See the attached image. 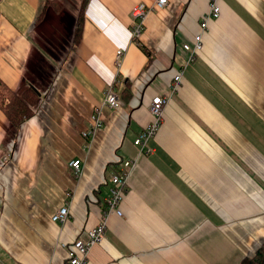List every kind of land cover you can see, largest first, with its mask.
<instances>
[{"label":"crops","instance_id":"0c3cea01","mask_svg":"<svg viewBox=\"0 0 264 264\" xmlns=\"http://www.w3.org/2000/svg\"><path fill=\"white\" fill-rule=\"evenodd\" d=\"M0 0V79L37 92L19 127L0 108V264H67L105 210L109 177L130 170L120 208L87 264H241L264 240V0H168L131 38L132 8L155 0H87L80 42L70 47L79 0ZM123 54L115 64L116 50ZM182 71L172 90L173 76ZM117 80V81H116ZM115 81L122 104L93 107ZM166 99L146 149L134 144ZM79 159L74 176L69 163ZM68 205L65 222L51 219Z\"/></svg>","mask_w":264,"mask_h":264},{"label":"built area","instance_id":"2783aa9c","mask_svg":"<svg viewBox=\"0 0 264 264\" xmlns=\"http://www.w3.org/2000/svg\"><path fill=\"white\" fill-rule=\"evenodd\" d=\"M168 4V0H155L154 5L148 7L145 3H139L135 5L130 13L131 19V38L137 41L144 29V20L148 12L156 7H164ZM220 15V5L219 0H209L208 9L202 16L199 22L200 33L194 37V44L190 47L188 44L184 45V48L190 50L189 61H191L198 51L202 48V32L208 28V24L211 20L217 19ZM72 46V36H71ZM73 47V46H72ZM123 52L121 49L116 50L115 64H120V59ZM182 80V71H178L174 76L171 83L172 90H175ZM117 81V80H116ZM166 99L159 95L154 96L149 105V111L152 115V121L139 133L137 138L134 140V144L140 146V148L146 149L147 152L149 148L147 147V142L152 138L162 123V117L164 112V105ZM122 104L117 91L115 90V81L110 84L102 98L97 104L94 105L91 114L90 127L81 132V136L85 140H92L96 132L102 127V113L104 108H117ZM70 167L73 169V174L79 177L82 172V164L79 159L70 161ZM135 162L127 159L122 161V166L119 170L114 172L109 177V195L106 200L105 210L100 215L99 222L88 231V237L86 240L78 239L73 242V244L67 248V264H87V255L89 250L96 244L100 243L104 238L105 228L108 216L112 213L121 216L122 210L120 208L121 202L123 200L124 193L126 191L127 179L130 170L134 167ZM69 216L68 205H63L59 207L55 213L52 215L51 219L55 222H65Z\"/></svg>","mask_w":264,"mask_h":264},{"label":"trees","instance_id":"16d2710c","mask_svg":"<svg viewBox=\"0 0 264 264\" xmlns=\"http://www.w3.org/2000/svg\"><path fill=\"white\" fill-rule=\"evenodd\" d=\"M86 3L87 0H81L78 7L72 33L73 47L80 42ZM47 4L46 0L42 2L34 24H39L42 21ZM37 98V92L32 88L28 87L22 94L18 95L0 79V108L9 119L11 126H21L24 120L32 115ZM241 264H264V240L252 256L242 258Z\"/></svg>","mask_w":264,"mask_h":264},{"label":"rangeland","instance_id":"374dc122","mask_svg":"<svg viewBox=\"0 0 264 264\" xmlns=\"http://www.w3.org/2000/svg\"><path fill=\"white\" fill-rule=\"evenodd\" d=\"M80 1H81V0H79V2H78V6H77V7H79ZM77 11H78V8H77ZM76 15H77V14H76ZM70 44H71V40H70Z\"/></svg>","mask_w":264,"mask_h":264}]
</instances>
